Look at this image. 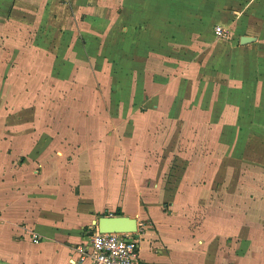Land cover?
Instances as JSON below:
<instances>
[{
    "label": "crops",
    "instance_id": "crops-1",
    "mask_svg": "<svg viewBox=\"0 0 264 264\" xmlns=\"http://www.w3.org/2000/svg\"><path fill=\"white\" fill-rule=\"evenodd\" d=\"M30 1L16 0L12 16L43 24L47 37L27 49L14 42L12 53L0 59V264H90L78 261L77 248L89 245L100 217L118 210L138 220L144 264H264V115L257 125L261 138L255 137L254 116L239 138L233 128L224 136L222 122L210 126L218 120L213 107L176 105L173 86L160 83L152 59L144 58L151 46L140 25L153 13L143 8L145 0H119L118 13L107 8L115 0H44L49 6L43 11ZM89 1L104 7L97 10ZM149 1H167L157 15L174 17L175 0ZM199 1L183 3L191 10ZM82 12L81 43L75 25ZM108 18L110 27L100 32V19ZM12 28L22 37L29 33L25 25ZM117 42L118 80L133 81L132 97L145 104L81 107L74 83L79 67L113 57ZM144 66L150 71L140 77ZM64 97L74 106L73 100L64 106ZM32 98L39 105L31 106ZM256 144L262 153H254ZM238 145L248 147L244 154ZM242 166L247 170L240 177ZM122 167L135 200L119 198L109 211L101 177L112 191Z\"/></svg>",
    "mask_w": 264,
    "mask_h": 264
},
{
    "label": "rangeland",
    "instance_id": "rangeland-1",
    "mask_svg": "<svg viewBox=\"0 0 264 264\" xmlns=\"http://www.w3.org/2000/svg\"><path fill=\"white\" fill-rule=\"evenodd\" d=\"M43 1L31 0L29 3H34L35 10L41 11L42 5L46 4ZM145 1L143 8L151 9L153 13L148 14L140 25L142 38L151 46L150 54L144 58L152 59L151 69H157L153 73L159 81H162L160 83L173 86L171 91L177 95L175 104L213 107L214 111H217L218 120L209 122L210 126H213L215 122H222L224 136L226 134L229 136L230 129L233 128V135L238 131V137L244 138L248 122L254 116L255 137L261 138L262 130L257 127L262 126L264 115V0H200L192 3L195 8L191 10L184 5L183 0H175L172 6L175 11L174 17L168 18V20L157 15V13L166 11L167 1L152 5L151 1ZM15 3L16 0H0V59L4 60L8 55L7 52L12 53L14 42L20 43V47L27 49L30 46L37 47L40 41L47 37L46 27L43 24L39 27L24 15L12 16ZM89 4L97 7V10L104 7L101 1L94 3L89 1ZM200 4L204 9H201ZM120 5L122 3L119 0L110 1L107 3V8L111 13H118V10L122 8ZM46 6L49 5L46 4ZM85 15V12L80 13L77 19L78 24L75 25V29L78 28L75 39L81 43L84 39L81 37L80 25L85 24ZM188 16L189 20H185ZM109 20V18L108 20L100 19L102 23L97 25L101 29L100 32H104L110 27ZM15 25H25L29 33L23 37L20 34H15L16 29L12 28ZM218 26L223 27L225 36L219 37L216 34ZM57 30L59 29L55 26L54 31ZM242 36L256 37L257 40L252 44H247L250 45L247 48L239 50L237 45ZM48 37L51 42L55 41V33L50 32ZM113 51V57L101 58L98 56L100 58L98 60L96 58L94 67L92 65H89V69L87 66L79 67V74L77 78H74V83L76 81L79 83L81 96L78 98V103L81 107H92L94 111H98L105 107L145 104L141 99L132 97L133 81L125 84L118 80V76H121L118 64V42ZM141 51L142 49L139 50V52ZM104 59H109L115 65L110 66V62L107 63ZM165 59L168 60L163 63ZM123 68L122 66L121 71ZM140 70V77L146 71H150L146 66ZM120 82L121 87L119 88ZM146 86H150V83H147ZM181 93H187V98L179 97ZM72 100L74 106V99L64 97V106L71 105ZM31 101V106L39 105L38 100L34 101L32 98ZM98 115L100 116V114ZM101 116L104 115L101 114ZM106 132L110 133L109 130ZM194 133L197 136L193 137V141H197L199 132ZM19 140L20 138H16L15 141L19 142ZM202 143L199 146L201 154L206 149L204 138ZM237 148L242 155L248 147L238 145ZM253 148L255 154L262 153L261 145L256 144ZM220 149H223L222 153H225L227 146L223 145ZM195 154L198 155V153ZM243 165L246 166V164ZM244 166L237 167L240 177L246 175L247 168ZM121 169L122 172L112 183V191H110L106 176L101 177L105 178V188L102 190L109 189V195L103 194V202L109 211L119 198L124 202L132 200V203L135 200L134 196L132 199L128 196L127 175L124 179V167ZM116 181H118L117 185ZM149 225L150 223L146 227ZM143 230L145 231V229ZM35 236L39 235L32 234L33 241ZM142 246L143 249H147L148 245L144 243ZM143 257L145 256L143 255Z\"/></svg>",
    "mask_w": 264,
    "mask_h": 264
},
{
    "label": "built area",
    "instance_id": "built-area-1",
    "mask_svg": "<svg viewBox=\"0 0 264 264\" xmlns=\"http://www.w3.org/2000/svg\"><path fill=\"white\" fill-rule=\"evenodd\" d=\"M219 37L225 36L223 27H216ZM35 236L34 241H38ZM140 234L137 233H100L92 234L89 245L77 248L78 261L90 264H144L140 254Z\"/></svg>",
    "mask_w": 264,
    "mask_h": 264
},
{
    "label": "water",
    "instance_id": "water-1",
    "mask_svg": "<svg viewBox=\"0 0 264 264\" xmlns=\"http://www.w3.org/2000/svg\"><path fill=\"white\" fill-rule=\"evenodd\" d=\"M256 37L242 36L241 44L253 43ZM100 233H137L139 231L138 220L129 216H102L97 223Z\"/></svg>",
    "mask_w": 264,
    "mask_h": 264
},
{
    "label": "trees",
    "instance_id": "trees-1",
    "mask_svg": "<svg viewBox=\"0 0 264 264\" xmlns=\"http://www.w3.org/2000/svg\"><path fill=\"white\" fill-rule=\"evenodd\" d=\"M115 214H116V216H122V215H123L122 212H121V210H118ZM94 232H95V231H94ZM94 232H93V233H94Z\"/></svg>",
    "mask_w": 264,
    "mask_h": 264
}]
</instances>
